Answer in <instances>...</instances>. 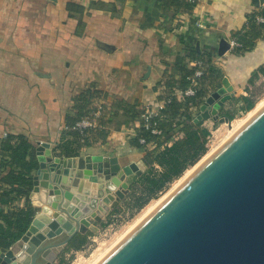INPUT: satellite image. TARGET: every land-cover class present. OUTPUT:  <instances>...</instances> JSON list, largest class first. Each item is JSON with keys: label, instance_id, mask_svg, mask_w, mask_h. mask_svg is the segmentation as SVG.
I'll use <instances>...</instances> for the list:
<instances>
[{"label": "crops", "instance_id": "obj_1", "mask_svg": "<svg viewBox=\"0 0 264 264\" xmlns=\"http://www.w3.org/2000/svg\"><path fill=\"white\" fill-rule=\"evenodd\" d=\"M259 8L264 0H198L190 11L165 9L163 0H0V145L21 135L35 157L44 145L74 158L66 190L88 205L101 181H93L88 158H117L122 168L145 170V153L131 144L137 125L124 124L118 103L155 109L166 75L179 79V61L189 65L200 53L222 74L219 86L225 78L244 96L251 74L264 65V40L241 54L230 52L229 43ZM89 90L112 111L107 138L96 146L68 124L75 100ZM73 150L77 156H64ZM2 161L0 181L10 172ZM9 199L5 214L24 208V198Z\"/></svg>", "mask_w": 264, "mask_h": 264}, {"label": "water", "instance_id": "obj_2", "mask_svg": "<svg viewBox=\"0 0 264 264\" xmlns=\"http://www.w3.org/2000/svg\"><path fill=\"white\" fill-rule=\"evenodd\" d=\"M235 95L224 78L194 122H230L219 112ZM36 159L29 195L36 214L19 251L0 249V264H55L77 235L124 199L126 179L140 175L117 158H88L93 181H101L87 205L66 190L74 158L40 145ZM95 264H264V105Z\"/></svg>", "mask_w": 264, "mask_h": 264}, {"label": "trees", "instance_id": "obj_3", "mask_svg": "<svg viewBox=\"0 0 264 264\" xmlns=\"http://www.w3.org/2000/svg\"><path fill=\"white\" fill-rule=\"evenodd\" d=\"M163 4L165 9H174V11L181 9L190 11L195 6V4L184 3L181 0H163ZM258 17L264 18V8H259L250 14L247 17L246 26L232 36L239 44V47L234 49V54L251 51L258 41L264 40V24L257 23ZM190 59L193 63L202 61L205 65L204 76L198 80L195 95L192 97L183 96L180 100L173 98L171 103L154 117L150 129H146L142 123V107L123 103H118L114 107V110L123 116L124 124L137 125L136 136L132 139L131 144L145 153L143 158L145 170L135 177L131 187L133 193H136L135 190H137L135 186H138L140 190L139 195L133 198L130 205L132 210L139 211L151 200L156 199L186 170L196 165L207 152V140L210 131L203 122L195 123L194 115L210 90L219 86L222 74L212 64L211 57L200 53L191 56ZM179 63V79H176L174 75L167 74L164 81L159 85L164 88L165 97L184 92L191 87L188 78L196 68L190 67L186 60L179 61ZM261 76H264V65L251 74L245 91L248 92L249 87L253 86ZM96 97H100L99 93L89 90L75 100L74 110L76 113L74 117H68L69 126H74L89 114L91 102ZM232 102L235 105L241 104L238 110L244 113L249 112L255 106V101L251 96L233 98ZM111 116L112 111H110L107 120L100 121L102 129L89 132L87 137H81V139L90 141L92 146L103 144L109 129H111ZM221 116L230 121L234 119V114L228 112L221 113ZM153 129L161 133L152 135L151 130ZM73 136L80 138L78 133ZM141 139L145 140L146 143H154L156 150H147L145 146L139 143ZM0 149L2 164L10 168L8 175L0 181V249L9 250L25 234L36 214V209L29 201V195L32 190L31 173L37 169L38 163L32 145L24 136L8 135L2 141ZM63 154L66 157H74L78 155V151H64ZM12 195L15 198H24L26 200L25 206L5 214L3 208L10 205L11 199L9 197ZM120 211L121 207L115 203L109 213L110 216H113ZM89 236V232L84 235H77L66 251L80 250ZM57 264L66 263L63 259H59Z\"/></svg>", "mask_w": 264, "mask_h": 264}, {"label": "rangeland", "instance_id": "obj_4", "mask_svg": "<svg viewBox=\"0 0 264 264\" xmlns=\"http://www.w3.org/2000/svg\"><path fill=\"white\" fill-rule=\"evenodd\" d=\"M244 96H251V98L255 101V106L252 110L246 113L241 112L238 110L241 104L235 105L231 100L223 106L219 112V116L224 117L221 116V113L224 112L234 114V119L232 121L225 123L208 120V122H206L205 127L210 131V143L207 145L206 154L196 165L186 170L185 173L179 179L174 181L163 193H161L156 199L151 200L139 211L132 210L130 205L133 202V198L139 195L140 190L138 189V186H135L137 187V190H135L136 193H133L131 187L135 178L128 180L127 185L129 189L124 199L120 201L118 200L110 206L111 209L113 204L118 203L121 207V211L116 215L110 216L109 209V212L104 214L98 223H94L89 228L88 232L90 233V236L87 237L83 247L78 251L72 250L67 252L65 249L59 259H63L66 264H93L98 261L100 256L105 255V253L108 252L114 244H116L126 234V232H128V230L132 229L139 222V220L142 219L141 217L146 215L147 211L155 207L160 200L164 199V196L168 195V193H170L180 183L181 178L185 175H189L187 173L193 171V169L196 168V166L205 158L206 155L209 154L211 150L216 149L230 135H232L248 119V117L252 115L251 113L254 109L257 107L260 108L264 105V76H261L253 86H250L249 91L245 92ZM238 97L240 96H235V98ZM57 262L55 264H57Z\"/></svg>", "mask_w": 264, "mask_h": 264}, {"label": "built area", "instance_id": "obj_5", "mask_svg": "<svg viewBox=\"0 0 264 264\" xmlns=\"http://www.w3.org/2000/svg\"><path fill=\"white\" fill-rule=\"evenodd\" d=\"M184 3L188 4H196L198 0H181ZM257 23L264 24V18L258 17L256 19ZM239 47V44L232 39L229 43V51L233 53L234 49ZM190 67L196 68L194 73L188 78V81L191 84V87L184 92H180V96L184 97H192L195 95V87L198 85V80L204 76L205 65L202 61H196L194 63H190ZM164 91V88H162ZM176 98V93L171 96H164L159 102L155 109L149 107H142L143 113L141 115V120L146 129H150L151 122L154 117L168 106L172 99ZM91 111L85 117H83L79 122H77L72 130L78 131L82 138L87 137L89 132L96 131L102 129L101 120H107L109 118L110 108L104 104L100 97H96L91 102ZM195 116V115H194ZM161 132L153 129L151 130L152 135H159ZM208 144L210 143V139L208 137ZM139 143L147 148L149 151H155L156 145L154 143H146L145 140H139Z\"/></svg>", "mask_w": 264, "mask_h": 264}, {"label": "bare ground", "instance_id": "obj_6", "mask_svg": "<svg viewBox=\"0 0 264 264\" xmlns=\"http://www.w3.org/2000/svg\"><path fill=\"white\" fill-rule=\"evenodd\" d=\"M261 104H262V103H261ZM258 105H259V104H258ZM258 105H257V106H258ZM259 106H260V105H259ZM258 108H259V107H257L256 109H254V111H252L251 114H253ZM249 117H250V116H249ZM249 117H248V118H249ZM214 150H215V149L211 150V151L209 152V154L212 153ZM209 154H208V155H209ZM208 155H206L205 158H206ZM205 158H204V159H205ZM204 159H203V160H204ZM203 160H202V161H203ZM202 161H201V162H202ZM201 162H200V163H201ZM200 163H199V164H200ZM199 164H198V165H199ZM198 165H197V166H198ZM197 166H196V167H197ZM194 169H195V168H194ZM194 169H193V170H194ZM191 172H192V171H191ZM191 172H189V173H187V174H190ZM187 176H188V175H185L183 178H181V179H180V182H181L185 177H187ZM168 194H169V193H168ZM166 196H167V195H166ZM166 196H164V198H165ZM160 201H161V200H160ZM157 203H158V202H157ZM155 205H156V204H155ZM150 207H151V206H150ZM153 208H154V207H153ZM151 209H152V208H151ZM149 211H150V210H149ZM149 211H147V213H148ZM147 213H146V214H147ZM144 216H145V215H144ZM140 217H141V216H140ZM141 218H143V217H141ZM139 221H140V220H139ZM132 225H134V224H132ZM128 231H129V230H128ZM126 233H127V232H126ZM114 245H115V244H114ZM110 247H111V246H110ZM106 253H107V252H106ZM106 253H105V254H106ZM103 256H104V255H103ZM103 256H100L98 260H100ZM97 258H98V257H97ZM93 264H95V263H93Z\"/></svg>", "mask_w": 264, "mask_h": 264}, {"label": "flooded vegetation", "instance_id": "obj_7", "mask_svg": "<svg viewBox=\"0 0 264 264\" xmlns=\"http://www.w3.org/2000/svg\"><path fill=\"white\" fill-rule=\"evenodd\" d=\"M64 238H65V237H64ZM71 242H72V241H71ZM71 242H70V243H71ZM70 243H69V244H70ZM69 244H68V246H69ZM68 246H67V248H68ZM67 248H66V249H67Z\"/></svg>", "mask_w": 264, "mask_h": 264}]
</instances>
